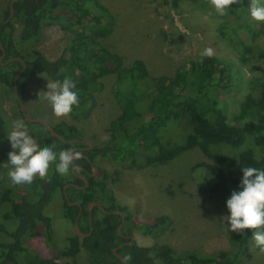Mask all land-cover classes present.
I'll return each instance as SVG.
<instances>
[{
    "label": "trees",
    "instance_id": "obj_1",
    "mask_svg": "<svg viewBox=\"0 0 264 264\" xmlns=\"http://www.w3.org/2000/svg\"><path fill=\"white\" fill-rule=\"evenodd\" d=\"M250 5L251 0H239L227 9V14L247 20L251 18ZM100 11L101 5L96 0H18L14 17L3 24L10 16L9 3L3 15H0V42L6 52L2 59L5 63H0V81L15 93L14 79L23 64L19 60H7L16 56H21L28 64L18 80V93L23 102L29 81L36 78L49 81L70 78L79 92V106H74L71 113L78 119L85 115L88 97L96 83L104 76L115 75L113 95L120 104L121 113L112 123V139L105 145H96L85 151L88 158L78 159L74 164L93 173L90 160L95 164L97 158L137 161L140 156L147 155L149 164L165 163L198 148L211 160V163L201 164L206 168L209 189L227 201L233 190H240L243 167L264 170V73L258 80V95H249L245 103L247 108L257 110L258 115L242 125H234L227 120L218 92L230 90L235 82L229 65L216 56L201 55L197 62L182 66L175 76L166 78L165 84L163 79L150 75L142 59L125 66L119 54L104 46L95 47L97 42L91 33H80L72 38L56 59L49 58L36 47L28 49L41 38L43 26L49 21L65 24L69 20L72 24L80 15L77 23L82 25L83 18L88 16L92 21L97 20ZM16 22L20 23L17 32ZM225 27L221 33L229 38ZM3 52L0 47V56ZM250 53L253 54L250 48L242 52V62H248ZM21 114L29 133L41 147L55 145L54 150L59 153L62 149L78 145L61 141L45 125L28 122L22 110ZM183 118H187L188 127L176 135L174 129ZM5 125L6 118L0 110V131L4 130ZM66 126L57 125L55 129L67 139L82 136L77 126ZM0 163L4 164L5 161L0 158ZM88 172L80 168L73 172L70 168L67 175H60L53 163L45 180L37 177L31 184L13 185L9 176L3 178L0 192V264H22L18 258L21 252L27 254L28 264H74L71 259L82 249L89 255V264H123L113 252L118 245L130 241L123 235L132 234L134 228L145 234L160 228L164 218H157L154 223H137L127 206L120 205L109 184V180L119 178L118 169L111 173L98 167L97 176ZM77 173L86 175L89 186L79 188L71 185L67 188L66 197L64 188L68 183L85 185ZM58 193L65 202V216L72 222L77 218L80 206L70 202L78 201L82 205L79 226L83 232L90 231L88 205L91 201L97 200L110 211L122 210L126 214L122 234L118 233L122 216L105 213L95 206L92 209V233L85 238L75 233L69 236L66 246L58 250L61 261L34 254L25 244L28 237L46 235L47 243H53V222L45 209ZM252 235L251 229H246L242 234L231 232L234 250H222L208 256L182 253L169 245L141 246L135 241L125 244L118 252L124 257L131 256L127 260L130 264H241L250 250ZM30 255L34 258L31 259Z\"/></svg>",
    "mask_w": 264,
    "mask_h": 264
},
{
    "label": "rangeland",
    "instance_id": "obj_2",
    "mask_svg": "<svg viewBox=\"0 0 264 264\" xmlns=\"http://www.w3.org/2000/svg\"><path fill=\"white\" fill-rule=\"evenodd\" d=\"M101 5L97 20L90 16L77 23L80 15L72 21L60 24L49 21L43 26L41 38L29 48H38L49 58H58L70 40L80 33H91L96 39L95 47H106L122 56L124 65L130 66L136 59L146 62L154 78L175 76L182 66L197 62L205 48H211L213 56L229 65L235 86L218 92L228 122L242 125L258 115L257 110L247 108L246 98L258 95V80L264 73V22L252 17L243 20L235 15H219L210 0H96ZM10 0H0V15ZM98 10V9H97ZM76 13V12H75ZM74 14V12L72 13ZM81 14V13H80ZM102 19V20H101ZM67 24V26H65ZM230 37L221 33L224 26ZM16 32L20 23H15ZM252 49L248 62H242L241 54ZM115 75L102 77L89 95L86 113L81 118H57L48 102L38 97L47 91L48 79L36 78L28 82L24 101L26 114L41 117L53 125H75L81 130L82 140L105 145L113 136L112 123L121 110L113 95ZM0 110L6 125L0 131V192L3 178L8 176V153L12 151L8 133L13 123L22 119L21 107L15 93L0 81ZM187 118L181 119L176 135L188 126ZM66 126V127H67ZM172 135V134H171ZM79 138V139H80ZM202 162L211 160L198 148L187 151L169 162L149 164L147 155L137 161H115L97 158L96 166L111 173L118 169L119 178L109 184L120 205L137 223H154L164 218L160 228L150 234L134 228L132 235L141 246L169 245L179 252L214 255L222 250H234L227 217L230 215L226 201L211 191L207 184L206 168ZM65 202L60 193L53 196L45 212L52 220V244L46 235L28 237L25 244L30 251L42 258L57 259L58 250L67 244L74 233V222L65 216ZM1 210V206H0ZM33 254V256H34ZM32 255L30 258L33 259ZM87 252L82 249L72 258L74 264H89ZM22 264H28L25 252L18 255ZM241 264H264V252L250 241V250Z\"/></svg>",
    "mask_w": 264,
    "mask_h": 264
},
{
    "label": "clouds",
    "instance_id": "obj_3",
    "mask_svg": "<svg viewBox=\"0 0 264 264\" xmlns=\"http://www.w3.org/2000/svg\"><path fill=\"white\" fill-rule=\"evenodd\" d=\"M239 0H210L216 12L227 15V9L237 4ZM250 15L257 22H264V0H251ZM211 48H205L202 56L211 57ZM38 97L46 100L57 118L68 117L73 107L79 106V92L76 84L70 78L63 81H48L47 91L38 93ZM8 139L13 149L8 153V163L11 168L8 176L13 185L31 184L39 177L48 179L49 169L55 163L60 175H67L73 168L74 161L81 159V153L74 149H62L57 153L55 145L41 147L38 140L29 133L23 119L13 123ZM240 190H233L226 201L230 215L226 216L228 229L235 233H244L246 229L253 230L255 245L264 252V170L256 167H243ZM126 256L125 260H130Z\"/></svg>",
    "mask_w": 264,
    "mask_h": 264
},
{
    "label": "water",
    "instance_id": "obj_4",
    "mask_svg": "<svg viewBox=\"0 0 264 264\" xmlns=\"http://www.w3.org/2000/svg\"><path fill=\"white\" fill-rule=\"evenodd\" d=\"M18 0H10V16L3 22V24H6L7 22H10L12 20V18L14 17L15 15V3L17 2ZM1 26V24H0ZM0 47L4 50L3 54L0 56V63H5L2 61V59L5 57V49L4 47L2 46L1 42H0ZM14 60H19L22 62L23 64V67L17 72L16 76H15V79H14V89H15V93H16V96H17V99L19 101V104H20V107H21V110L23 112V114L25 115V119L28 121V122H38V123H41L43 125H45L48 130L50 131V133L54 136H56L57 138H59L61 141L65 142V143H74V142H88L90 145H92V148L94 147V144L92 141L90 140H82V139H77V138H72V139H67L66 137H64L61 133H59L56 129H55V126L51 125L48 120L44 119V118H41V117H31V116H28L26 114V110H25V105H24V102L21 100L20 96H19V93H18V80L21 76V74L26 70L27 68V61L22 58L21 56H16V57H11L10 59L7 60V62H12ZM6 62V63H7ZM73 149H79L81 150V156H84V157H87L86 154H84L82 151L85 149L83 147H77V148H73ZM92 166H93V171H94V174H96L98 172V167L92 163ZM76 168H81V166H73L72 168V171L75 172V169ZM84 181H85V185L81 186V185H78L76 183H68L65 188H64V194L66 195V197H68L67 195V188L71 185H74V186H77L79 188H86L89 186V181L86 177V175H80ZM70 204H76V205H79L80 206V211H79V214L77 216V218L75 219L74 221V233L76 235H78L80 238H85L87 236H89L92 231H93V226H92V209L93 207L97 206L101 211L105 212V213H111V211H108L102 204H100L97 200H93L89 203L88 205V211H89V215H90V231L89 232H83L81 229H80V226H79V218L83 212V207L82 205L80 204V202L78 201H72L70 202ZM115 213H119L121 216H122V222L119 224L118 226V233L119 234H122L121 230H122V227L126 221V216L124 214V212H122L121 210H115L114 211ZM125 237H130V241L128 242H125V243H122L120 245H118L117 247H115L113 249V252L115 254L116 257H118L119 259L122 260L123 264H130L128 261L125 260V257L118 252V250L123 247L125 244H131L135 241V237L133 235L131 236H126V235H123ZM135 264V263H133Z\"/></svg>",
    "mask_w": 264,
    "mask_h": 264
},
{
    "label": "flooded vegetation",
    "instance_id": "obj_5",
    "mask_svg": "<svg viewBox=\"0 0 264 264\" xmlns=\"http://www.w3.org/2000/svg\"><path fill=\"white\" fill-rule=\"evenodd\" d=\"M77 139H79V138H77ZM80 139H82V138H80ZM91 141V140H90ZM75 143H78V145H74V146H71V147H69L68 149H73V148H77V147H83V148H85L82 152L84 153L85 151H88V150H91V149H93L94 147H95V145H94V147L92 148V145H90L88 142H79V141H77V142H74V143H72V144H75ZM80 144V145H79ZM74 150H77V151H79V152H81V150H79V149H74ZM85 154V153H84ZM87 155V154H86ZM82 158H88V155H87V157H84V156H82ZM90 162H92L91 160H90ZM93 163V162H92ZM79 164H74V166H78ZM96 165V164H95ZM79 166H81V165H79ZM82 167V169L85 171V172H88L87 171V169L86 168H84L83 166H81ZM81 169V168H80ZM89 173V172H88ZM98 173L99 172H97L96 174H94V172L93 173H89V174H91V175H94V176H97L98 175ZM77 175H78V178H80L81 180H83L84 181V179L80 176V175H83V173H77ZM85 175V174H84ZM94 208V207H93ZM116 210H120V209H116ZM108 211H110V210H108ZM115 210H112L111 211V213H115L114 212ZM122 211V210H121ZM123 212V211H122ZM117 214H119V213H117ZM125 214V213H124ZM125 216H126V214H125ZM132 234H128V235H126V236H131ZM127 239H129L130 240V237H126Z\"/></svg>",
    "mask_w": 264,
    "mask_h": 264
}]
</instances>
